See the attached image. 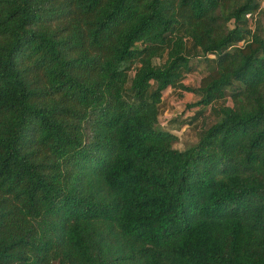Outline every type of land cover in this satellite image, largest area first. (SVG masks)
I'll use <instances>...</instances> for the list:
<instances>
[{
  "label": "trees",
  "instance_id": "1",
  "mask_svg": "<svg viewBox=\"0 0 264 264\" xmlns=\"http://www.w3.org/2000/svg\"><path fill=\"white\" fill-rule=\"evenodd\" d=\"M262 12L0 0V264H264ZM168 87L215 116L184 149Z\"/></svg>",
  "mask_w": 264,
  "mask_h": 264
},
{
  "label": "rangeland",
  "instance_id": "2",
  "mask_svg": "<svg viewBox=\"0 0 264 264\" xmlns=\"http://www.w3.org/2000/svg\"><path fill=\"white\" fill-rule=\"evenodd\" d=\"M191 62L193 71L184 77L183 83L194 87L206 73L207 65L202 58L195 55L191 56ZM158 63L159 60L154 59V64ZM178 90V88L168 87L163 91L158 126L176 133L179 140L175 146L178 149H184L197 141L200 131L212 124L215 116L209 106L202 108L192 105L198 100L196 94ZM230 91V89L227 90L225 103L232 106Z\"/></svg>",
  "mask_w": 264,
  "mask_h": 264
},
{
  "label": "built area",
  "instance_id": "3",
  "mask_svg": "<svg viewBox=\"0 0 264 264\" xmlns=\"http://www.w3.org/2000/svg\"><path fill=\"white\" fill-rule=\"evenodd\" d=\"M259 9L264 10V0H259Z\"/></svg>",
  "mask_w": 264,
  "mask_h": 264
},
{
  "label": "crops",
  "instance_id": "4",
  "mask_svg": "<svg viewBox=\"0 0 264 264\" xmlns=\"http://www.w3.org/2000/svg\"><path fill=\"white\" fill-rule=\"evenodd\" d=\"M262 22H263V25H264V17H262ZM175 89V88H174ZM179 91V90H178Z\"/></svg>",
  "mask_w": 264,
  "mask_h": 264
}]
</instances>
